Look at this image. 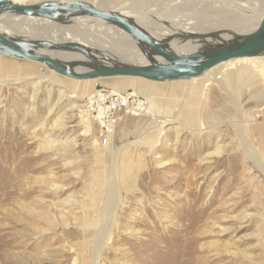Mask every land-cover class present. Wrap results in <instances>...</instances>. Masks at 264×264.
Masks as SVG:
<instances>
[{
  "label": "rangeland",
  "instance_id": "obj_1",
  "mask_svg": "<svg viewBox=\"0 0 264 264\" xmlns=\"http://www.w3.org/2000/svg\"><path fill=\"white\" fill-rule=\"evenodd\" d=\"M186 12L172 20H203ZM28 62L46 72L0 64V264H264V170L242 146L248 140L264 163V100L253 101L251 86L264 91L263 69L235 87L238 105L216 81L131 78L119 92L153 114L120 113L104 144L85 103L117 79L85 83ZM113 196L111 220L102 219Z\"/></svg>",
  "mask_w": 264,
  "mask_h": 264
},
{
  "label": "bare ground",
  "instance_id": "obj_2",
  "mask_svg": "<svg viewBox=\"0 0 264 264\" xmlns=\"http://www.w3.org/2000/svg\"><path fill=\"white\" fill-rule=\"evenodd\" d=\"M12 1L25 3L22 0ZM208 1L210 3H208ZM100 2H107L109 4V10H114L129 17L130 19H133L146 30H148L152 35L160 39H170V42L168 43L169 48L179 53L196 51L206 47H214L227 37L250 31L258 25L264 13V0H121V2L120 0H102ZM92 4L98 8L96 3ZM232 9L234 11H231ZM186 11H190V14L194 13L196 15V17L193 19L203 20L195 23L192 28L184 24L181 25L172 20L188 19L186 18ZM70 19L71 20H69V22L72 21V23L69 24L68 22L67 24L58 25L54 24V22L44 20V18L4 14L0 16V31L6 32L13 36H19L21 33H25L27 37L51 38L56 41L71 39L85 43L87 42L92 46H96L97 48L103 49L104 51L106 50V53H108L110 57L116 61L126 60L131 62L140 59L138 50L134 46L133 41L123 30L112 25L105 24L100 20H97V18L90 16H74ZM61 53L62 52H54L50 54L61 58L66 56V54ZM0 57H4L0 58V64H6V66H4L6 71L15 70L17 74H27L29 73V70L34 72L38 69V71H44V73L46 72L37 64L28 62V60H25L27 63H21V61H16L18 58L4 55H0ZM10 59H15L14 61L16 62ZM223 64V68H225L224 70L228 71L227 78L230 79L225 82L222 80V70L219 68ZM7 65H10L11 68ZM18 67H24L26 72H22L23 70H19ZM258 68L264 70V54L260 56L242 57L220 62L204 71L200 76L189 78L186 81L173 80L176 82L164 81L163 83L178 84L185 82L193 84V87L195 88V86H197L195 84L202 81L203 83L198 86L211 89L209 88L211 82L216 81V83H219L223 86L224 91L226 92L231 103L238 105V97L236 92L233 93L235 87H239L240 90L241 87L247 86L249 80L251 79L250 76H252L253 73L258 70ZM259 74L257 75L258 77H260ZM96 79L77 81H91ZM262 81H264V79ZM69 86L70 88H73V90L76 88L74 91L78 95L82 93V91L79 89L80 85L73 87L69 84ZM251 86L256 87L254 94H257V98L253 96V101H263L264 91L261 89L259 81H256ZM112 90L119 92L116 88ZM152 110L154 109L150 105V108H148L146 113L151 115L153 114ZM86 115L88 116V113ZM134 115H138V113ZM154 122L155 123L153 126L156 127L155 130H159L162 124H158L162 121L160 122L157 120L156 122L155 119ZM252 128L254 129L255 127ZM246 141H244L242 146L243 148L245 147L244 149L247 152L248 158L252 160L255 165L260 167L261 170H264V163H262L261 159L257 157L254 148L252 145H250L251 143L249 144ZM114 197L115 196H113V199H109L107 204H111L109 209H106L104 213L105 217H102V219L111 220V218H109L112 213L111 210L113 211L115 209H112L111 207L112 203H115ZM108 214L109 217H106ZM110 220L108 229L112 224ZM105 227L106 224H103L100 228V231ZM98 240L102 241V236L98 238ZM95 249H99L97 244ZM95 260L96 258L92 261V264L97 263Z\"/></svg>",
  "mask_w": 264,
  "mask_h": 264
},
{
  "label": "water",
  "instance_id": "obj_3",
  "mask_svg": "<svg viewBox=\"0 0 264 264\" xmlns=\"http://www.w3.org/2000/svg\"><path fill=\"white\" fill-rule=\"evenodd\" d=\"M4 14L44 18L58 25L68 23L74 16L85 15L121 29L131 38L140 59L128 62L116 61L106 50L87 42L19 37L0 31V55L37 61L61 76L76 80L119 76L141 77L153 82L185 80L200 76L220 62L264 54V13L250 31L227 37L214 47L181 53L169 48L170 39H160L133 19L114 10L97 8L85 0L31 3L0 0V16ZM54 52L66 56L50 54Z\"/></svg>",
  "mask_w": 264,
  "mask_h": 264
},
{
  "label": "built area",
  "instance_id": "obj_4",
  "mask_svg": "<svg viewBox=\"0 0 264 264\" xmlns=\"http://www.w3.org/2000/svg\"><path fill=\"white\" fill-rule=\"evenodd\" d=\"M148 108L146 101L133 92H115L106 88L95 90L85 103V111L97 123L98 135L104 144L113 136L120 113H145Z\"/></svg>",
  "mask_w": 264,
  "mask_h": 264
},
{
  "label": "crops",
  "instance_id": "obj_5",
  "mask_svg": "<svg viewBox=\"0 0 264 264\" xmlns=\"http://www.w3.org/2000/svg\"><path fill=\"white\" fill-rule=\"evenodd\" d=\"M110 78V77H109ZM114 78H116L117 80H114L113 81V83H112V89L113 88H116L117 89V91H120V90H123L125 87H126V83H127V81L129 80V79H131L132 77H114ZM137 79H141V78H137ZM96 80H98V79H96ZM141 81V80H140ZM85 83L86 82H88V81H84ZM90 82V81H89ZM172 82H176V81H172ZM137 84H139V86H136V87H134V88H136L135 90H137V89H139V87H140V84L141 85H144L143 83H141V82H138ZM167 84H169V83H167ZM124 85H125V87H124ZM73 87H76L75 85H73ZM161 87H162V91L164 92H166L167 94H170V95H172L171 94V92H173V90H172V85H165V84H162L161 85ZM86 88H87V85L86 84H84V89H85V91L84 92H86ZM74 90H76V88H74ZM148 93H150L151 92V90H149V89H145ZM79 92H80V90H79ZM151 94V93H150ZM176 96V95H175ZM263 142V141H262Z\"/></svg>",
  "mask_w": 264,
  "mask_h": 264
}]
</instances>
